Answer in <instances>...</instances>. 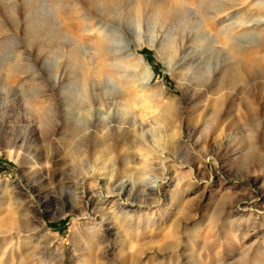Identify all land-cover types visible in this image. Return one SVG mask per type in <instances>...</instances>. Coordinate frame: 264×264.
I'll list each match as a JSON object with an SVG mask.
<instances>
[{
  "label": "rangeland",
  "instance_id": "obj_1",
  "mask_svg": "<svg viewBox=\"0 0 264 264\" xmlns=\"http://www.w3.org/2000/svg\"><path fill=\"white\" fill-rule=\"evenodd\" d=\"M22 1L0 0L4 18L0 30V228H17L13 234L22 232L31 241L19 240V246L16 239L6 242L2 250L13 255L8 254L7 262L0 257V264H18L20 258L23 264H121L128 250L138 252L136 264H264V56L258 51L251 54L255 76L248 83L221 91L216 84L224 68L239 60L241 48L258 43L264 0H236L237 5L230 1L229 10L213 13L208 7V14L201 7L213 0H161L164 7L151 5L138 16L132 2L121 4L104 25L112 49L102 57L95 51L102 36L95 20L84 24L62 18L55 8L46 6L58 53L48 51L46 41L39 50L38 42L27 35L30 25L23 20ZM13 13L19 18L16 21L8 18ZM229 16L235 20L226 28ZM72 47H78L91 65L107 62L102 64L107 74L80 85L77 77L64 73L69 71ZM140 57L153 73L149 84H145ZM131 83L139 91L144 84L150 91L164 84L169 99L183 101L191 122L185 123L183 137L174 140L181 147L176 153L167 152L168 167L156 170L157 175L170 178L164 192L140 208L149 211L139 224L149 231L125 249L123 240L134 227L123 224L122 217L114 216L104 227L99 218L88 226L85 219L78 220L91 207L84 189L88 195L97 194L99 209L112 216L117 198H102L101 186H110L117 178L138 180L137 173L118 163L123 151L109 153L104 148L82 156L68 127L42 128L35 112L44 92L57 100L68 86L78 96L96 92L104 100H114ZM221 96L224 102L217 107L214 101ZM250 101L260 106L258 112L246 113ZM214 109L226 110V117L220 122L212 119ZM162 134L165 131L155 130V139ZM93 170L105 178L85 177ZM92 225L110 229L105 237L90 236ZM30 251L38 256L31 258Z\"/></svg>",
  "mask_w": 264,
  "mask_h": 264
},
{
  "label": "bare ground",
  "instance_id": "obj_2",
  "mask_svg": "<svg viewBox=\"0 0 264 264\" xmlns=\"http://www.w3.org/2000/svg\"><path fill=\"white\" fill-rule=\"evenodd\" d=\"M230 1L231 3L234 1V3L230 5H237L239 3H236V0H213L210 4L207 3V6L201 7L202 12L207 13V10H209L208 7H211V11L213 13H218L219 11L228 8V4L230 3ZM128 2L133 3V11L137 16L144 10V8L150 7L151 5L156 4V6L164 7L161 0H23V20L30 25L27 27V35L30 40L35 39L38 42L37 46L39 50L44 49L43 42L46 41L48 51L57 53V42L55 40L56 36L51 33V28L47 25L48 22L52 20V17L50 16V14L44 12L45 6L48 8H55L56 13L62 18L69 19L72 17V19L75 18L80 23L83 22L84 24L95 20V24H99V29H101L99 33H101L102 35L96 42L95 51L98 57H102L108 54L112 49L108 44L109 36L107 34L109 32L105 33V29H108V27H105L104 25H108V23H110V14L113 11L118 9L121 4H126ZM262 5L264 6V2ZM230 8L231 7H229L228 10ZM162 9L166 14L167 10H165L164 8ZM103 11H105V14L102 13ZM8 18H10V21H16L17 19H19L17 15H14V13ZM3 19V17H0V30L2 24L1 21H3ZM234 20L235 19H231V16H229V19L225 21L226 28H229L230 22ZM243 20L239 19L238 22H242ZM255 21L258 22V20ZM261 22L263 23V28L261 27L263 31H261L260 33H256L258 34V36L256 35V38L258 37L259 39L258 43L253 44L255 46H252L250 44L251 47L241 48L238 51L239 60L237 59L238 61H235L229 66H226L223 70V73L217 78L216 84L219 85L220 91L225 89L226 87L229 89H233L239 82H243L246 84L253 77L255 70L254 61L251 58V54H253L254 51H258L261 52V58H263L262 55L264 56V19H262ZM35 24H41V29L37 27L35 28ZM1 32L2 31H0V33ZM240 36H238L239 39L242 37ZM76 48L72 47L68 49L69 71L65 69L64 73L69 72L70 74H73V76L79 79L80 85H84L85 83L89 82V80L93 79L94 76H98L99 74L103 75L106 73L104 66L107 65V62L103 63L101 62V60H99L97 64L91 65L84 59L85 56H82L83 53H79ZM233 57L234 59H236L235 56ZM140 60L144 66V70L146 71V75L144 76L146 79L145 84H149L152 80L153 73L149 70L150 66L148 65V62L142 57H140ZM102 64L105 65L102 67ZM108 66H110V64H108ZM94 83L98 85L102 84V82L100 81H95ZM145 84L143 85V91L141 90L142 92L139 91L140 89H135L139 86L134 87L132 83L130 85L127 84L124 90L117 93L118 97L116 98L118 99L115 98L114 100H104L100 97L101 95L96 96V92L88 94L86 96H78L75 92H73V90H71L72 87H69L70 89H68V86H66L67 89H60V97L57 100H55L54 98V100H52L50 94L46 92L41 93V105L35 112L42 128L44 126H46L45 128H48V126L50 127L52 125L55 126V128L68 127V133H70L73 138H76V140H74V143L77 144L82 156L85 155V153H88L90 150L101 151L105 150L104 148H106L109 153L123 151L119 156L118 163H120L124 168L128 169V171L135 174L137 173V175L139 176L138 180H135L132 176L126 178H117L115 182H113V184H111L110 186H101L100 193L102 194V198H109L111 196H116L117 198L115 200V203L113 204L116 206V208L111 210L112 216H108L105 211L99 209L97 205V194L95 195L92 193L91 195H88L87 191L84 189L82 193L87 199V205L91 207L90 212L82 214V216L79 217L78 220L85 219L84 223L86 224V226H88L90 223H98L94 220H98L99 218V225L104 227L106 221H108L109 219H113L114 216H118V218L122 217L123 224H128L129 226L134 227L131 228L132 231H130V233L128 232L129 238L123 240V246L125 249L132 248L131 246H129V244H132L137 240V238L142 237L149 231V228L147 227L140 228L139 224L141 223L145 215L149 212L148 210L140 208L144 205H151L156 200L155 195L164 192L163 186L170 178L157 175L156 170L161 168H164L165 170L168 167L170 157L167 155V152L171 151L176 153V150L181 147V142H174V140H176V138L179 136L183 137V129L185 123L189 124V122H191L190 119H188V117L185 115L183 101L180 98L169 99L170 96L167 97V95L165 94L167 93V90L165 91L164 84L160 85V88L156 91H150V87L145 86ZM53 86H55V84H53ZM51 88L49 87V89ZM72 89H74V87ZM74 91H76V89ZM223 97L224 96H221V98L218 97L217 100L214 101V105L217 107L222 105L224 102ZM255 103V101H250L248 103L246 108H244L246 109V113L259 111L260 106ZM103 109H105L106 115H103ZM217 109L209 112L212 119H216V121H219L224 118V116L227 114V111L224 109L218 111ZM69 128L71 131L69 130ZM172 128L174 129L172 130ZM158 129L165 131V134H162L158 139H155L154 131ZM167 131L168 134H166ZM166 136H168L169 139H166ZM153 151H155V153H153ZM131 152L136 153V156L131 154ZM253 155L254 154H252V156ZM252 156L250 157L247 155L249 159H253ZM175 158L176 157L174 156L173 160H175ZM136 159H139L137 163H135ZM96 171L93 170L87 172L85 177L95 178L97 181L105 178L103 176L100 177V175L96 176ZM110 179L113 180L114 178L110 177ZM108 181L110 180H107V182ZM177 195L178 189L174 190L173 198ZM20 208L18 207V212H21ZM24 212L26 211L24 210ZM21 214L23 215L25 213L21 212ZM3 220L4 219H2V221ZM131 220H134L135 223H133V221L131 223ZM0 223L2 222L0 221ZM23 223L29 224V222L25 220H23ZM15 229L17 228H13L11 226L0 228V257L6 260V262L10 260L9 255H13V252L9 253L5 249L4 251L2 250L6 242L16 239L18 245V243H20L19 240H23L25 243H29L31 241L30 238H24L22 232L13 234L14 231L12 232V230ZM88 229H90V232H88L90 233V236H98L101 238L107 235V231L110 228H96L94 225H92L89 226ZM9 232H12V235L7 236L6 234H8ZM35 247H38V245ZM12 250L13 249H11V251ZM128 252V255L126 257L122 256L119 262L121 264H136L138 252H130L129 250ZM36 255L37 253H35L34 251H30L31 258L35 259ZM129 256L131 257V261L129 260ZM13 263L15 264V261ZM18 264H23L22 258L19 259Z\"/></svg>",
  "mask_w": 264,
  "mask_h": 264
}]
</instances>
